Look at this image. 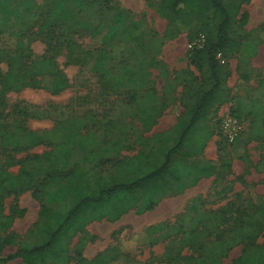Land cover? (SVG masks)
I'll use <instances>...</instances> for the list:
<instances>
[{
	"label": "rangeland",
	"instance_id": "rangeland-1",
	"mask_svg": "<svg viewBox=\"0 0 264 264\" xmlns=\"http://www.w3.org/2000/svg\"><path fill=\"white\" fill-rule=\"evenodd\" d=\"M163 7L164 0H0V52L16 48L25 56L31 54V59L50 58V67L60 71L68 83V88L53 93L49 75H41L40 88L6 93L0 103L1 128L58 129L62 134L88 136L87 142L79 138L75 141L72 160L80 164L93 189L114 185L119 170L113 163H83L82 146H93L98 153L107 142L120 141L129 149L111 155L119 160L136 155L143 147L152 155L171 145L179 137L180 123L190 114L185 101L191 83L185 76L190 73L195 79L199 72L189 63V33L173 41L162 39L166 21L159 10ZM241 17L237 29L244 32L243 47L230 59L225 103L206 121L210 137L202 153L196 145H190L180 155L202 168L197 171L196 184L176 194L168 181L160 183L155 190L144 193L120 220L89 224L70 241V264L97 257L100 264H167V249L174 255L194 259L206 256L203 264H211V260H217L215 264H233L240 257L253 256L263 246L264 47L260 56L250 55L247 39L264 32V0L244 4L238 19ZM136 24L156 32V36L134 43L128 34ZM97 30L101 32L94 36ZM73 47L90 55L87 64H72ZM98 60L104 61V67L96 74L92 68ZM40 70L45 73L42 67ZM128 70L144 74V81L138 86L135 80L129 83L125 73ZM0 73L4 77L10 73L4 59H0ZM151 104H163L165 110L149 131H140V107ZM231 113L240 119L243 133L235 142L223 143L216 134V125L223 115ZM153 135L156 137L150 140ZM139 136L150 142H137ZM49 149L46 145L19 152L4 149L0 151V165L16 173L20 162L27 159L26 170L40 182L43 174L33 158ZM204 165L212 171L208 173ZM34 190L44 196L42 187L24 186L4 197L0 211L4 215L12 213L15 218L8 231L0 229V256L13 253L21 243L34 246L46 240L33 229L40 210ZM149 195L158 201L157 206L141 212ZM204 212L208 218H200ZM206 221L220 226L207 241H202L205 236L198 234L199 230L188 237L191 230ZM169 229H177L179 235L168 236ZM233 229L242 241L228 250L224 240L228 231L234 234ZM10 234L16 237L9 246ZM82 242L86 245L79 249ZM8 264L23 263L15 260Z\"/></svg>",
	"mask_w": 264,
	"mask_h": 264
},
{
	"label": "trees",
	"instance_id": "trees-1",
	"mask_svg": "<svg viewBox=\"0 0 264 264\" xmlns=\"http://www.w3.org/2000/svg\"><path fill=\"white\" fill-rule=\"evenodd\" d=\"M250 1L164 0V7L159 10L166 21L162 33L164 41L176 40L183 33H189L190 46L200 35H203L205 39L202 47L191 46L189 51V63L199 72L198 78L195 79L191 78L190 73L185 76L188 84L191 83L185 101L190 114L179 125V137L173 140L171 145L161 147L152 155H149L148 149L143 147V150L132 157L119 160L112 158L111 155L119 154L120 149H129L120 141L107 142V146L98 153L93 151V146H86V148L82 146L84 156L81 161L83 163H92L95 166L113 163V167L119 170L116 182L111 187L93 189L80 164L72 160L75 141L79 138L87 142L89 141L88 136L77 132L62 134L58 129L31 131L20 126L5 130L0 126V151L9 149L10 152H19L42 145L50 147L49 150L33 158L43 174L40 182L34 181L26 170L27 159L20 162L16 173L7 171L2 166L3 164L0 165V208L5 196L15 194L24 186L31 188L40 186L44 190L43 197L38 196L40 190H34V194H37L40 201V210L39 221L33 229L46 238L39 245L19 244L13 253L0 256V264H8L15 260H20L23 264H70L72 260L70 241L78 233L84 231L89 224L103 220L112 222L120 220L134 208L136 203L140 202L144 193L155 190L154 187L160 183L168 181L176 194H181L196 184L197 171L202 168L200 165L187 162L180 155L190 145H196L198 151L202 153L210 137L209 132L206 131V121L219 112L228 95L230 59L243 47L242 41L245 38L244 32L237 29V24L242 21V17L240 19L238 17L241 7ZM100 32L101 30H97L94 36ZM262 34L264 32L247 39L250 55H256L258 47L264 43ZM128 35L131 41L140 43L156 36V32H149L143 26L136 24ZM73 51L75 53L72 59L73 65H84L89 62L90 55L87 52L76 50L74 47ZM0 53V59H4L10 69L6 77L0 73V103L5 94L10 91L40 88L42 78L38 79V77L41 75L42 77L49 75L50 91L53 93H59L68 88L67 80L61 72L50 67L53 66L50 58L31 59V54L25 56L24 51H18L16 48L9 53L6 51ZM218 55H220L219 58ZM103 65L104 61H94L92 72L99 73ZM41 67L45 73L41 72ZM125 73L129 83L135 80L138 86V83L144 81L145 75L140 72L132 73L128 70ZM164 110L163 104L140 107L139 130L149 131ZM231 115L240 121L234 113ZM219 124L216 125V134L222 138L221 142L228 143L220 134ZM155 137V135L151 136L150 140ZM150 140L142 136L136 139L141 144H148ZM80 144L83 143L80 141ZM243 160L248 163L246 157H243ZM7 163L10 165L9 161L5 162V165ZM202 167L205 168L204 170H209L208 173L212 171L210 166ZM148 197L141 212L152 211L157 206L158 201L154 196L149 195ZM14 218L12 213L4 215L0 211V229L8 231ZM200 218H208L207 213L201 214ZM219 227L209 221L202 222L195 230L189 232L188 237L192 238L199 230L198 234L205 236L202 241H207L209 235ZM234 227L236 228V225ZM228 232L229 236L224 243L229 250L240 244L242 240L237 230H232L234 233L232 236L231 230ZM166 234L168 236L179 235L177 229H169ZM15 237L14 234H10L7 245H12ZM85 245L86 243L82 242L79 249H83ZM201 245L204 243L202 242ZM77 256L80 257V252H77ZM205 257L199 256L194 259L174 255L170 249H167L165 254L167 264H181V262L188 264L191 261H199L203 264ZM99 258L89 262L80 260V264H100L102 261ZM216 261L211 260L210 263L215 264ZM233 264H264V244L258 247L257 253L253 256L240 257Z\"/></svg>",
	"mask_w": 264,
	"mask_h": 264
},
{
	"label": "built area",
	"instance_id": "built-area-1",
	"mask_svg": "<svg viewBox=\"0 0 264 264\" xmlns=\"http://www.w3.org/2000/svg\"><path fill=\"white\" fill-rule=\"evenodd\" d=\"M204 36L200 35L191 46L202 47L204 44ZM189 45V47H191ZM220 55H218V58ZM219 131L224 140L228 143L234 142L243 132V125L241 122L232 116L231 114H225L222 116L219 124Z\"/></svg>",
	"mask_w": 264,
	"mask_h": 264
},
{
	"label": "crops",
	"instance_id": "crops-1",
	"mask_svg": "<svg viewBox=\"0 0 264 264\" xmlns=\"http://www.w3.org/2000/svg\"><path fill=\"white\" fill-rule=\"evenodd\" d=\"M263 47H264V45H261L258 47L257 56L258 55L260 56L262 54ZM230 63H231V61H230ZM230 67H231V65H230ZM227 85H229V82H227ZM229 88H231V87L229 86ZM230 106H231V104H230Z\"/></svg>",
	"mask_w": 264,
	"mask_h": 264
}]
</instances>
